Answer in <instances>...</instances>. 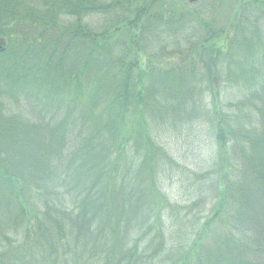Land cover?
Segmentation results:
<instances>
[{"label": "trees", "instance_id": "1", "mask_svg": "<svg viewBox=\"0 0 264 264\" xmlns=\"http://www.w3.org/2000/svg\"><path fill=\"white\" fill-rule=\"evenodd\" d=\"M223 1L0 0V264H264V0Z\"/></svg>", "mask_w": 264, "mask_h": 264}, {"label": "rangeland", "instance_id": "2", "mask_svg": "<svg viewBox=\"0 0 264 264\" xmlns=\"http://www.w3.org/2000/svg\"><path fill=\"white\" fill-rule=\"evenodd\" d=\"M168 5H171L175 0H163ZM190 3V0H187ZM196 1V0H195ZM223 8L217 11V16L223 17V21L226 18V14L230 13L231 9L228 10V5L230 4L231 0H224L223 1ZM222 6V5H221ZM198 128L195 130L194 133H198L199 136L195 137L193 135L187 137L185 141L182 143H178L179 146L174 147L172 144L173 149L177 150L179 155L184 156L182 158L183 162L187 165L189 170H197L198 172L201 171H208L212 168L213 161H215V147L212 139L208 135V131H206V126H197ZM201 169V170H200ZM184 177H173L172 179H167V182L164 183V187L168 195L170 196L172 201H178L180 203H190L191 200L195 199L197 196L200 197L204 195L205 198H209V202L212 200L213 191L212 189V181L207 180L204 185V193L197 195L198 190L204 183H201L198 179H195L190 175V173L186 172ZM180 175V174H177ZM211 179V178H210ZM211 188V189H210ZM209 207H206L205 214L208 213Z\"/></svg>", "mask_w": 264, "mask_h": 264}, {"label": "water", "instance_id": "3", "mask_svg": "<svg viewBox=\"0 0 264 264\" xmlns=\"http://www.w3.org/2000/svg\"><path fill=\"white\" fill-rule=\"evenodd\" d=\"M193 1H195V0H191V2H193ZM5 43H6L5 40H2V39L0 40V51L4 49Z\"/></svg>", "mask_w": 264, "mask_h": 264}]
</instances>
